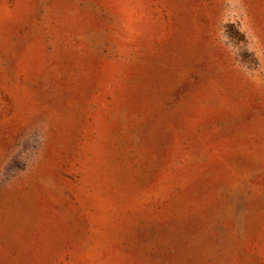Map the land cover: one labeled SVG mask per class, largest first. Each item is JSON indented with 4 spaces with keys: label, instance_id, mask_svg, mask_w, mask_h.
I'll list each match as a JSON object with an SVG mask.
<instances>
[{
    "label": "rangeland",
    "instance_id": "rangeland-1",
    "mask_svg": "<svg viewBox=\"0 0 264 264\" xmlns=\"http://www.w3.org/2000/svg\"><path fill=\"white\" fill-rule=\"evenodd\" d=\"M0 264H264V0H0Z\"/></svg>",
    "mask_w": 264,
    "mask_h": 264
}]
</instances>
